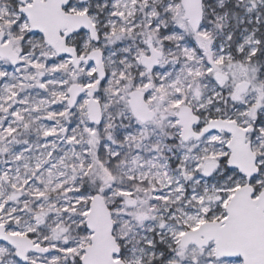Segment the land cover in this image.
Here are the masks:
<instances>
[{
  "label": "snow or ice",
  "instance_id": "6c2138e0",
  "mask_svg": "<svg viewBox=\"0 0 264 264\" xmlns=\"http://www.w3.org/2000/svg\"><path fill=\"white\" fill-rule=\"evenodd\" d=\"M0 264H264V0H0Z\"/></svg>",
  "mask_w": 264,
  "mask_h": 264
}]
</instances>
